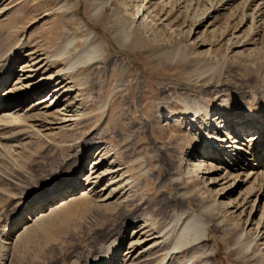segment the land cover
Listing matches in <instances>:
<instances>
[{
	"label": "rangeland",
	"instance_id": "obj_1",
	"mask_svg": "<svg viewBox=\"0 0 264 264\" xmlns=\"http://www.w3.org/2000/svg\"><path fill=\"white\" fill-rule=\"evenodd\" d=\"M260 3L0 0V66L14 56L10 89L33 91L48 84L23 106L53 97L37 104L19 126L10 119L17 126L2 131L7 139L0 141V243L27 196L60 183L81 164V187L73 195L91 192L71 221H65L70 211L63 210L16 241L25 229L19 225L6 239L9 250L0 244L1 264H76L75 253L85 252L108 229L125 236L124 253L143 239L132 237L138 226L150 221L155 228L174 209L198 213L211 226L206 255L197 261L264 264V177L244 183L243 171L228 179L224 172L184 171L212 121L219 124L224 116L232 123L258 113L264 124ZM197 160L202 166L211 158ZM256 235L257 245L244 247ZM192 246L181 248L172 264H181ZM165 255L162 251L150 264Z\"/></svg>",
	"mask_w": 264,
	"mask_h": 264
},
{
	"label": "bare ground",
	"instance_id": "obj_2",
	"mask_svg": "<svg viewBox=\"0 0 264 264\" xmlns=\"http://www.w3.org/2000/svg\"><path fill=\"white\" fill-rule=\"evenodd\" d=\"M260 1V6H263L264 0ZM144 15L145 12L143 10V14L140 16V18L144 17ZM93 49H96V47ZM13 60L14 56L11 57L9 62H7L4 66H0V89L7 86L8 83H11V80L13 79L12 76L15 73V71L12 69V67H14L12 65ZM63 71H60L59 73H62ZM47 86L48 84H41L33 91L22 90L20 92H15L16 88L10 89L12 86L11 84L8 85V87L3 91V96L0 99V141L7 139V136L5 137V135L2 134L3 130L5 131L7 128L9 130V128L12 126H19L18 121L20 119L25 120L26 117L29 118V116L33 115V112L38 110V108H36L38 107L37 104H44L53 99V97H44L40 98V100L38 99V103L36 105L31 104L28 106H23L25 102L31 97V94L38 93ZM44 108L46 109V107ZM251 117L252 116L249 115L246 116V119L244 118L242 121H233V126L231 125L232 123H229L225 120L224 116H222V121L219 124H216L212 121L208 133H203L204 138L202 137L203 140L201 141L203 143L201 144L200 148H198L196 152L191 153L193 160L188 161V169L186 168L184 170L185 173L190 175L191 172H193V176H198L201 174L205 176L224 172L223 179H228L233 177L235 173L243 171L246 173L244 183L251 179H254L256 182L259 177H264V172L262 171L264 169V159L263 162H261V156H264V124L259 122L260 119L258 113L254 114L252 120L249 121ZM10 119L15 120L18 122V124H13L15 121L10 122ZM220 124L221 126L219 127ZM18 128L20 129V127ZM14 130H16V128H14ZM12 133L13 136L17 135H15L14 132ZM205 155L210 157L211 160L202 162L203 164L201 163L202 166H200L197 164L199 161L197 159L203 158ZM254 162H256V165H254ZM96 165L99 164L96 163ZM81 166L79 169L74 170L66 175L60 183H52L50 188H48L46 191L42 193L37 192L32 196H27L23 200V203L17 212L13 215V217H11L9 225L3 232L6 239L9 237L11 238L10 235L15 231V229H17L19 225H23L25 229L23 228V230L16 235V241L21 240V236H23L24 233L29 232L35 224L41 223L46 218L55 214L62 213L61 211L63 210L64 212L70 211V214L67 216L65 221H71L78 217L77 215L81 213L80 203H82V200H86V203L87 201L89 202L88 199L91 198V192L88 194V191L86 190L87 188L81 190L82 194L79 199L73 195L77 193L81 187ZM203 167H206L204 169L205 173H203L201 170ZM238 175H240V173ZM215 181L217 180H214V182L212 180L210 182L216 183ZM86 184H88L87 186L90 187V184L92 183L86 182ZM94 185H96V183H93V186ZM256 192L257 190H253V192L244 201V205L249 204V199L253 198ZM255 203H257V199ZM214 205L215 203L207 206V209L210 210ZM84 208L85 207H83V209ZM207 209H204V211H207ZM36 211L38 212L35 213ZM262 220H264V216L262 217ZM140 221L143 223V219H140ZM158 221L159 225L155 228H151V225H148L150 221L148 223H146V221L142 226H138V228L135 230L139 231H133L132 237L136 233V235L140 234L143 239L135 244L132 242L133 244H130V246H128L129 248L126 249L124 253L122 249L124 246L125 236L120 234V232L117 233V236H115L110 232L109 229L104 230L102 234H98L96 237L90 240L88 243V248L85 252H77V254L75 253L74 258L76 264H150L162 251H165L166 255L159 264H172V260L175 258V255L178 257L177 254L180 253L179 251L181 248L186 247L191 243H193V249L191 252L189 251L190 254H188V257L185 256V259L181 264L206 263L203 260L197 261L200 255H206L202 249L204 244L209 241L208 237L211 227L206 219L202 217V215H198V213L195 214L190 210L174 209L169 212L164 220L161 219ZM29 223H31V225H28ZM132 225H137V221L132 223ZM100 236L101 238H99ZM243 238L244 233L240 234L236 238V245L241 244ZM6 239L0 243L2 245L3 251H8V247L11 246L9 240ZM260 239L261 236L256 235L252 241L246 242L244 247L256 246L258 240ZM201 252L204 253L201 254ZM208 257L209 256H207V258Z\"/></svg>",
	"mask_w": 264,
	"mask_h": 264
}]
</instances>
